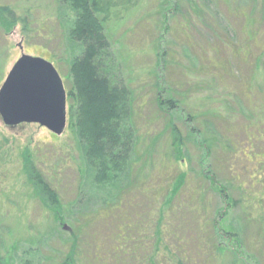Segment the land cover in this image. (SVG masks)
I'll return each instance as SVG.
<instances>
[{
    "label": "rangeland",
    "instance_id": "374dc122",
    "mask_svg": "<svg viewBox=\"0 0 264 264\" xmlns=\"http://www.w3.org/2000/svg\"><path fill=\"white\" fill-rule=\"evenodd\" d=\"M0 6L26 21L25 27L22 22L5 27L0 21V89L16 62L29 55L54 64L68 96L70 64L82 50L68 39L70 8L61 0H0ZM106 32L114 55L111 66L134 92L137 170L122 184L93 182L69 126L68 100L62 135L38 123L11 127L0 115V264H264V183L250 175L257 163L242 158L230 174L221 162L227 148L222 134L241 142H234L239 149L264 140V128L252 125L264 120V0H140L122 19L108 22ZM157 86L163 102L172 98L177 105L170 111L177 131L192 138L185 139L180 162L170 145L169 116L163 115L168 105L157 106ZM250 121L251 131L259 132L253 140L244 130ZM192 129L213 143L203 159ZM261 147L255 143L252 148L257 152ZM199 164L209 165L224 184L222 196ZM181 172L187 176L185 186L163 220L166 234L173 229L189 237L179 254L184 240L167 238L160 251L153 240L158 211L165 210L168 191ZM39 174L60 198L61 224L54 216L60 208L52 209L35 186ZM121 186L123 202L110 213L106 204L115 202ZM225 194L236 205L224 202ZM120 219L141 220L140 233L132 223L118 230ZM198 222L204 237L214 224L223 232L232 229L241 252L235 246L234 252L213 250L208 262L194 240ZM225 237L222 242L232 249Z\"/></svg>",
    "mask_w": 264,
    "mask_h": 264
},
{
    "label": "trees",
    "instance_id": "16d2710c",
    "mask_svg": "<svg viewBox=\"0 0 264 264\" xmlns=\"http://www.w3.org/2000/svg\"><path fill=\"white\" fill-rule=\"evenodd\" d=\"M61 1L70 8L73 15L69 27L68 39L82 46L81 53L74 56L70 64L72 86L67 96V100L70 101L69 126L74 130L75 136L79 142V147L82 148L86 170L89 174L92 173L93 182L97 185L112 183L117 185L120 184V182L122 184L130 179L137 170V166L134 168L136 162L135 151H137V127L134 123V118L138 113L134 105L133 90L129 87L124 78L112 68L114 55L112 53L111 42L106 32V24L111 21L122 19L124 14L136 7L140 0ZM0 21L3 22L4 26L8 24L14 26L21 22L24 24V27L26 26L25 18L15 16L13 9L9 6H0ZM161 91L162 90L158 87L156 92L157 106L159 105L160 107L162 104L168 105V108H165L163 111V115H165V117L169 116L167 123L169 129H171L170 145L173 150L174 159L180 162L183 160L184 154L186 153L185 139L187 142H192V138L190 134H188L186 138L182 137L177 131V128L173 125V118L172 115H170V111H172L173 107L176 109L177 105L175 106L173 104L174 100L172 98H167V102H163L160 98ZM252 122L253 121H250L248 127L244 129L246 130L245 134L247 138L249 137V140H253L255 135L259 136L258 131L256 133L251 131ZM226 123L229 124V122ZM257 124L258 125H252H254L255 128H264V120H260ZM247 130H250V132L248 133ZM192 131L193 133L196 132L194 129H192ZM195 134H197L198 138L192 135L194 138L193 142L194 144L196 143L199 155L202 156L200 158L203 159V157H205L203 155L205 152L208 156L211 154L213 143L204 137L200 129ZM235 141L242 146V143L236 138L230 137L226 139L222 134L221 144L227 146L226 149H223L221 154V162L225 163L223 167L232 174L235 172L234 169H232L235 161L243 158L242 161L247 160L246 163H257L255 168L252 169V172H250V175L254 176L255 174V176H259L258 182L263 184L264 180H261L262 176H264V140H256L252 142L251 147H246L245 149L235 148ZM255 143H260L262 145L257 152L252 148ZM247 155L250 159L246 158ZM207 167H204V164L201 166V174L209 181L213 189L222 196L225 188H223L222 185L224 184L222 182H217L214 173ZM244 169L247 171V165L244 166ZM137 177H139V175H137ZM186 177V174L181 172L173 181L168 191L166 203L164 204V206H166L164 208L165 210L160 208L158 211V216L161 214V218L157 221L158 225L155 229V238L153 240L157 248L158 246L160 248L167 238L170 240H184V245L178 247L180 249L178 250L179 254L185 252V250H183L184 247H187L185 241H188L189 237H187V235L184 236V238L182 235L178 236L173 229L168 231L169 234H166L165 229H163V220L165 219L164 214L166 210L168 211V209L173 207V200L183 190ZM36 179L37 182H35V186L38 187L40 197H42L44 201L47 199V203L52 209L60 208L61 211H55L54 216L57 223L61 224V222H63L62 206L56 190L52 188L50 183L42 179L41 174L37 175ZM123 187L124 186H121L119 188L115 202L106 204L110 213L112 207L116 208L123 202ZM223 197L225 198L224 202L227 200L231 201L229 194H225ZM254 199L255 198L252 200ZM259 201H263V198ZM231 204L236 205V201H231ZM190 206V208L193 207L192 204ZM261 208L264 209V205ZM119 223L121 226L118 230L123 227L126 228V225L132 222L127 220L121 221L120 219ZM132 225L136 226L140 233V229L142 228L141 220H134ZM197 225L198 232L195 234L194 240L196 241L197 248L207 253L206 255H208L209 258L207 260L208 262L211 261L214 251L216 252V250L219 253L226 250L234 252L235 247H237L238 251L241 252V243L239 242V246L234 244L237 242V234L232 231V229L223 232L218 225L214 224L211 228V233L208 232L207 236H205L207 238H205V228L200 225L199 222ZM224 236H226L231 242V245H233L232 249H229L228 246L222 242ZM147 244L148 240L144 242L145 246ZM128 249L129 245L126 247V250ZM115 250L113 246V251ZM200 250L197 251V255L200 254ZM132 253L131 256L135 255V252ZM155 253L157 254L156 248ZM155 253L153 252L152 256H155ZM147 255L150 254L148 253Z\"/></svg>",
    "mask_w": 264,
    "mask_h": 264
},
{
    "label": "water",
    "instance_id": "95a60500",
    "mask_svg": "<svg viewBox=\"0 0 264 264\" xmlns=\"http://www.w3.org/2000/svg\"><path fill=\"white\" fill-rule=\"evenodd\" d=\"M66 90L53 63L22 56L0 89V115L8 126L38 123L56 135L67 126Z\"/></svg>",
    "mask_w": 264,
    "mask_h": 264
}]
</instances>
